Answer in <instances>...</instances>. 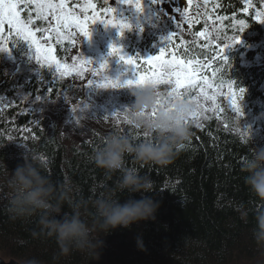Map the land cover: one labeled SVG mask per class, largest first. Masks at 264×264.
<instances>
[{
	"label": "trees",
	"instance_id": "16d2710c",
	"mask_svg": "<svg viewBox=\"0 0 264 264\" xmlns=\"http://www.w3.org/2000/svg\"><path fill=\"white\" fill-rule=\"evenodd\" d=\"M204 2V16L195 25L194 33L188 36L190 40L186 37L181 48L174 49L175 54L206 65L201 68L202 74L208 75L218 96L224 95L221 94L224 90L229 95L228 84L231 83L243 119L263 117L264 25L255 13L264 12V0H248L250 7L246 0ZM92 3L100 13L108 7L106 0H92ZM32 10L33 6L30 10L23 8L22 19L27 20L31 11L36 28H48L47 21L34 17ZM239 20H244L247 25L242 30L236 23ZM208 26L216 30L214 40L222 47L233 38L243 43L223 53L216 47L208 48L209 44L196 37V33L203 32ZM0 35L5 44V48L2 43L0 45V108H3L0 111V256L23 264L33 259L38 264H231L254 259L264 262V247L258 246L251 236L256 223L255 210L261 202L246 185L245 173L240 169L244 155L260 145L255 139L253 144L243 143L229 131L227 118L237 114L230 104L219 115L212 114L203 124L192 126L190 142L169 166L140 167L131 157H126L125 166L140 167L141 174L150 175L156 183V189L144 195L158 201L160 208L155 220L134 224L130 229L121 227L108 234L99 257L73 253L57 258L55 240L33 234L38 231L35 217L13 221L7 206L4 165L12 172L24 163V155L17 153L10 141L17 131L30 128V116H20L13 102H21L19 95L58 102L68 93L70 84L67 79L53 75L51 67L45 63L33 65L31 60L26 65L32 58L28 57L32 48L25 40L18 39L6 24ZM36 35L39 40L44 38L39 32ZM144 38L119 44L123 46L122 53L133 57L131 54L138 49L143 51ZM51 43L56 59L64 64L74 48L72 39ZM90 56L93 58L92 53ZM90 56L85 55L79 60L92 61ZM10 63H16V66L12 67ZM92 63L94 61L85 66L95 69ZM240 88L245 90L243 94L239 93ZM195 92L194 89L185 94L193 98ZM106 123L109 124L107 130L103 131L102 127L100 131H93L88 140L71 147L61 140L55 125L51 130L34 127L25 142L26 148L44 152L49 157L45 175L57 184L70 180L75 190L74 199L93 198L114 187L119 177V173L105 174L90 159L112 128V120ZM128 132L133 134L131 129ZM135 135L140 138L142 133L137 131ZM115 195L121 202L129 198L127 192H116ZM132 198L140 199L141 194H132ZM62 212L70 213L71 209L65 205ZM84 219L90 223L87 214ZM138 238L143 241L142 249L137 244Z\"/></svg>",
	"mask_w": 264,
	"mask_h": 264
},
{
	"label": "clouds",
	"instance_id": "9594fccd",
	"mask_svg": "<svg viewBox=\"0 0 264 264\" xmlns=\"http://www.w3.org/2000/svg\"><path fill=\"white\" fill-rule=\"evenodd\" d=\"M126 88L133 102L111 115L112 128L90 157L105 174L119 173L114 187L93 198L74 199L70 180L57 184L45 175L49 157L24 146L22 165L12 172L4 165L10 218L25 221L35 217L38 231L33 234L54 239L57 258L73 253L99 257L104 238L113 230L155 220L160 203L144 194L152 193L156 183L150 175L141 174L140 167L169 166L191 140L193 116L200 110L195 99L187 94L171 95L170 90L150 83ZM226 122L237 139L253 144L251 128L244 125L239 113ZM129 129L133 134H129ZM137 131L142 133L140 138L135 135ZM126 157L140 167L125 166ZM240 169L245 173L246 185L261 202L255 210L256 223L251 236L258 246L264 247V147H252L250 154L240 160ZM116 192H127L129 198L121 202ZM136 193L141 194L140 199L132 198ZM65 205L71 209L70 213L62 212ZM137 244L143 248L142 239L138 238ZM27 264L38 262L33 259Z\"/></svg>",
	"mask_w": 264,
	"mask_h": 264
},
{
	"label": "rangeland",
	"instance_id": "374dc122",
	"mask_svg": "<svg viewBox=\"0 0 264 264\" xmlns=\"http://www.w3.org/2000/svg\"><path fill=\"white\" fill-rule=\"evenodd\" d=\"M56 2L58 3L59 0H56ZM86 2L87 0H76L74 8H70L77 15H79L81 19H84L85 15L91 16L92 13L89 11L86 14L81 11V8L84 7ZM108 2L109 8L115 9V13L107 14L105 11L103 13L98 12L101 16L100 19H112V16L115 15L118 20L120 19L130 24L132 28L130 30L125 29L123 36H121L118 29L111 26L106 27L101 22H97L94 25L90 24L93 31L96 29L97 34L100 37H103L99 41L98 46L107 49L108 56L105 57L102 53L96 50L97 47L95 45L94 34L93 46H91L87 39L80 33L79 35L72 37L71 34L67 35L66 30L64 31V36L59 41H66L69 38L72 39V42L74 41L72 54L64 64H76L78 59H81L85 55L90 56L92 53L93 58L91 56L90 58L94 61L92 64H94L95 69L90 70L87 66H85L87 70L82 76L77 75L75 72L69 75L61 76L54 70L55 66L53 65L51 67L53 75L61 79H67L70 84L68 93L65 94V96H63L58 102L51 103L43 99L35 100L27 95H19L21 102H13V104L19 109L20 116H30L28 117V119H30V128L17 131L11 139L10 143L14 146L17 153H20L21 155L25 154V142L31 137V130L34 127H46L48 130H51V127L55 125L59 129L61 140L67 147L79 145L81 142L88 140L93 131H100L102 127L103 131L107 130L109 128V124L106 122L112 120L111 115L114 112L121 110L125 105H128V103L131 104L133 102V98L131 97L130 91L126 87H100L99 85L104 82L102 81L101 76H107L108 79L119 81L120 83H126L128 80H134L136 78L134 75V69L131 65L123 63L119 57H116L115 55H109L111 47L115 45L116 47L121 48L122 46L118 44H124L125 38L137 39V34L146 33L148 36H152L158 40L157 43L152 45V57L158 55L160 50L166 47V38L171 33L174 32L181 37L189 36L199 19L204 16L201 9L197 8L196 10H193V0H191V4L189 3V0H140L143 8L142 12H138L136 8L132 4L127 3L126 0H108ZM177 9L180 11H177ZM32 13H34V17H36L35 8H33ZM261 19H264V17ZM32 21H34V19ZM42 21L40 22L43 25ZM186 21H194V23ZM47 24L48 28L56 27L55 21L51 20L50 17L47 20ZM262 24L264 25V23ZM36 26L37 25L32 22L30 28L34 30ZM215 33L216 30L212 27L209 28L208 26L205 31V36L199 38L203 41L207 40L211 45H214L215 41L213 34ZM13 34L18 39H23L14 31ZM49 34L55 37L53 42L57 41L55 33ZM47 35L40 40V42L45 47H51L53 43H51V39H47ZM173 39L171 43L167 45L165 53L166 58H171L172 48L169 47L172 45ZM114 40L116 43L113 42ZM3 41L4 38L0 40V45L2 43V47L5 48ZM240 43H243L242 40L232 39L225 47L235 48L239 46ZM121 54L126 56L122 52ZM30 56L32 58H30L28 62H26V59L23 58L26 65H29L31 60L33 65L47 64L42 59L37 62L34 48H32L31 52H28V57ZM105 62H107L108 68L106 70H100L99 66ZM10 64L12 67L16 66V63ZM10 64L8 65L9 67H11ZM93 70H97L99 74L94 75ZM137 70L140 73H143L139 66ZM21 77H24V75L21 74ZM173 86L174 85H161L160 88L162 90H171ZM181 91L185 92L183 89ZM221 94H224V96L229 98V95L225 90L221 91ZM208 95L215 96V101L205 100L200 94L193 97V99L199 100L200 105H202L204 109H208V111H202L196 119H193V124L197 127L200 124H203L205 120L210 117V115H219L225 108L221 101L216 100L218 97L217 91L211 90ZM5 105L6 107H9L6 103ZM1 110H3V108H0V111ZM243 123L245 126L251 128L252 135L262 134L260 137L256 138V141H258L260 147H264V116L254 120L244 118ZM2 258L6 261L9 260L5 257ZM231 264H264V262L263 260L254 259L253 261L238 260V262H233Z\"/></svg>",
	"mask_w": 264,
	"mask_h": 264
},
{
	"label": "snow or ice",
	"instance_id": "6c2138e0",
	"mask_svg": "<svg viewBox=\"0 0 264 264\" xmlns=\"http://www.w3.org/2000/svg\"><path fill=\"white\" fill-rule=\"evenodd\" d=\"M127 3L132 4L138 12H142L143 8L141 6L140 0H126ZM191 4V0H189ZM21 5L26 9H31L32 6L35 8V14L37 19L47 21L49 16H51L55 21V28H37L36 31H33L29 25L32 23L31 11H29V16L27 20L22 19L21 17ZM246 5L250 7V3L246 0ZM96 5L87 0L84 7L81 8V11L84 13L92 12V15H85L84 19H81L72 9L67 6L66 0H59L57 3L56 0H0V33L4 31L5 24L13 30L17 35L21 36L31 48L35 49V56L37 62L41 59L44 60L49 67L55 66V71L61 76L69 75L75 72L77 75H83L87 70L85 65L91 63L92 61H81L77 60L76 64L68 65L61 64L55 57V50L52 47H45L41 44L40 40L37 38L36 32L43 31L46 34L55 33L57 42L64 36V31L72 28L79 29L80 33L85 37L90 39L91 32L89 25L96 24L97 22L103 23L106 27L111 26L119 30L121 36L124 34L125 29H131V25L118 20L115 15L112 16V19L104 20L100 19V13L95 11ZM105 13L113 14L115 9H105ZM177 11H180L177 9ZM186 15V14H185ZM256 18L264 23V12H256ZM219 19H226V17H219ZM189 23H194V21H186ZM241 30L247 25L244 20H239L236 22ZM198 37H204L205 32L196 33ZM175 33H171L166 38V47L162 48L158 55L149 57L144 60V63L149 65V70L146 73H140L137 68L136 60L133 57H126L121 54L122 49L113 45L111 47L110 56L115 55L119 59L127 64L131 65L134 69V80H128L126 83H120L119 81H113L107 78V76H101L103 83L99 86L102 88H122V87H131L133 85H144V84H153L154 86L160 87L161 85H174L171 90V95L181 96L185 92H191L199 86V94L204 97L205 100L215 101V96L208 95V89L214 88L213 83L208 79L207 76L199 77L197 74L201 68L207 67L206 65L201 64L199 60L196 59H183L178 57L175 52L171 53V58H166V48L167 45L171 43ZM47 39H52V36L47 35ZM235 39V38H233ZM74 42V41H73ZM239 42V41H237ZM100 70H106L108 68L107 62L99 66ZM93 74L97 75L99 72L93 70ZM215 75V73H213ZM91 87V83H90ZM222 87V85H221ZM185 90L182 92L181 90ZM229 90V104L233 107V110L237 113L240 112V108L236 103V93L233 90L232 84H228ZM244 89L240 88L239 93L243 94ZM217 94H219L217 92ZM192 98V97H190ZM193 99V98H192ZM200 106V110L193 116V119H196L202 111H208L200 105L199 100L195 99ZM217 110V109H213Z\"/></svg>",
	"mask_w": 264,
	"mask_h": 264
},
{
	"label": "water",
	"instance_id": "95a60500",
	"mask_svg": "<svg viewBox=\"0 0 264 264\" xmlns=\"http://www.w3.org/2000/svg\"><path fill=\"white\" fill-rule=\"evenodd\" d=\"M0 264H19L17 261L11 259L9 261L4 260L3 258L0 257Z\"/></svg>",
	"mask_w": 264,
	"mask_h": 264
}]
</instances>
